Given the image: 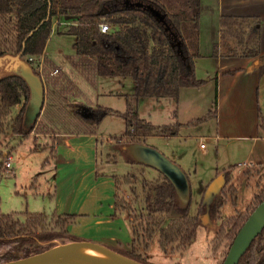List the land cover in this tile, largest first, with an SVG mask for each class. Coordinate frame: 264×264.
Returning a JSON list of instances; mask_svg holds the SVG:
<instances>
[{"label":"trees","instance_id":"16d2710c","mask_svg":"<svg viewBox=\"0 0 264 264\" xmlns=\"http://www.w3.org/2000/svg\"><path fill=\"white\" fill-rule=\"evenodd\" d=\"M200 13L201 0H0V137L11 133L26 138L37 126L41 115L31 125L26 123V111L32 98L31 88L9 57L22 54L21 60L28 63L41 79V75L25 59L44 55L55 18L66 21L68 26L65 33L75 38L73 49L78 59L73 60L72 64L74 78L93 83L95 78L130 77L135 85L134 95L127 99L126 112L119 113L98 106L92 110L79 108L78 115L87 118L92 114L96 126L108 115H121L127 125V132L124 138H120L121 141L129 139L133 143H142L148 137L177 136L183 124L154 126L140 118L137 106L140 100L147 98L177 101L182 89L200 88L206 84L196 75V60L200 58ZM102 23L110 27L107 34L100 31ZM220 25L221 41L214 50L215 56L221 54L222 57L256 59L262 77L264 55L260 52V19L223 16ZM46 63L51 71L56 68L47 59ZM51 71L45 70L46 85L59 89L65 72L51 76ZM66 77L69 83L64 87L65 91L59 90L64 95V101L67 100L65 92L68 94L76 86L75 80L68 75ZM20 105V112L16 117H11L13 109ZM217 111L216 94L210 112L194 122L215 119ZM261 121L264 130L262 116ZM0 159L3 160L0 162L1 180L6 171L3 152H0ZM235 168L225 172L224 198L236 193L235 186L231 185ZM126 183L131 185L135 201L144 206L140 208L139 205V210L121 199L119 194L116 196L117 210L126 212L132 225V250L108 247L140 263L151 264L140 255L139 248L148 251L153 237L160 233L159 245L163 252L187 251L201 226L199 218L204 211V195L198 213L193 216L190 214L191 205L185 210L179 208L175 188L163 174L154 181L143 180L140 187L136 185V175L128 174ZM263 201L264 190L254 196L244 213L228 218L221 216L223 203L216 201L213 204L212 216L222 221L216 243L212 246L213 256L217 255L227 233L231 231L232 240H235L249 216ZM22 215L25 216L24 221L16 213L4 214L0 211V252L6 250L0 254V264L43 252L25 249L20 255L16 249L10 248L16 241L36 245L50 243L46 250L54 247L56 240L80 241L68 230L75 220L73 215H48L46 212H25ZM175 244L177 246L172 247ZM239 264H264V233L254 240Z\"/></svg>","mask_w":264,"mask_h":264},{"label":"rangeland","instance_id":"374dc122","mask_svg":"<svg viewBox=\"0 0 264 264\" xmlns=\"http://www.w3.org/2000/svg\"><path fill=\"white\" fill-rule=\"evenodd\" d=\"M241 1L243 0H223V2L222 0H213L211 8H216L218 5L220 7L221 5L224 7L237 6ZM56 28L57 26H53L44 57L54 64V66L56 65V68H60V72H63V69L59 67L61 66L59 62L62 61L61 58L64 56L74 55L73 45L75 38L66 34L65 28L59 31ZM197 62V77L208 81L204 86L182 89L177 101L168 98L159 100L147 98L140 100L137 106L140 118L154 126L184 125L179 129L177 136L148 137L143 139L142 141L144 142L142 143L160 151L168 159L179 165L187 174L191 183L192 202L190 214L193 216L200 209L205 187L209 186V182L215 175L217 160L214 142L208 139V137L216 133V120L207 119L201 122H194L197 119L204 118L210 112L212 104L216 100L215 74H212L210 71L214 65L209 60L203 61L197 59ZM50 69V66L47 65L46 72L48 70L51 71ZM23 72L30 82H37V76L26 65L23 66ZM46 78L45 84H47ZM93 81L97 82H93L94 84L87 81L82 82L81 79L76 77V86L72 91L73 98L68 97L67 111L69 110V112L77 114L79 107L76 105H80L79 103H81L83 105L89 104L95 108L100 106L112 109L119 113L126 112L127 99L134 95L135 92L132 78H95ZM42 103L41 98H34L30 101L26 113V123L28 125L34 122L40 112ZM17 110L18 107L13 109L11 117L17 115ZM78 122L80 123V120ZM190 122H193V124L188 125ZM83 126L86 127L87 124ZM73 127L82 130V126L80 125H74ZM95 132L96 139L98 140L97 149L99 154L97 168L93 171L89 169L91 167H86L91 163L88 162L90 159L89 149L85 142H81L75 154L78 158L79 168H81L80 164L84 162H86V168L83 166L80 170L75 168L74 173L76 178L71 180L80 192H83V198L85 199H82V202L85 209L90 211L98 210L101 213L106 212L110 214L108 212V205L112 203L114 193L116 192L115 181H120L119 197L132 203L135 208L140 210L144 206L142 203L140 205L138 201H135V197L131 193V185L126 183L128 174L136 175V185L138 187H140L143 180L154 181L162 174L151 167L133 164L128 161L121 146L130 143L132 140H120V138H124L127 132L126 121L121 115H108L99 126H96ZM118 139L119 142L117 141ZM48 142L50 141L48 140ZM48 142L44 138L36 140L32 135L25 138L13 136L9 133L0 137V152L4 153L6 157L5 161L11 156L12 165L9 170L3 173L0 180V211L2 213H16L18 214V218L24 221L25 216L22 214L25 212H46L48 215L55 212L54 207L57 200V191L55 190L57 160L52 158L50 154L51 149L47 147ZM201 144L207 147L206 151L201 148ZM2 161L0 159V162ZM233 177V184L237 191L236 198L234 201L229 198L226 202H223L221 208V216L223 218L244 213L247 207L252 204L254 194H258L264 190L263 185L258 189L259 183L262 182L264 184V169L257 173L254 172L252 176H248L241 168H238L234 172ZM131 182L134 183V180L131 179ZM51 195L53 196L51 197ZM116 219L114 226L107 224L103 232H108L109 234L115 232L124 238L128 237L132 240L133 233L128 214L126 212L121 213ZM168 222L169 219L166 224ZM221 223L220 219H216L214 227L209 228L201 225L195 241L183 253H172L171 250L167 253L163 252L159 245L160 233L155 234L150 242L148 251L138 246L139 253L151 264H223L232 245L233 235L230 234L231 231L226 234L227 238L224 239L220 250L216 256H213L212 246L216 243ZM97 231L98 226L93 221L83 223L80 221V223L72 227L70 234L80 241H90L105 246L116 245L112 242H99L91 237L89 238V236H92ZM67 242V239H62L54 241V244ZM49 244L36 245L16 241L10 248L16 249V252H20V255H22L21 252L25 249L31 252H35L36 250H43L44 252ZM176 246L177 244L172 247ZM131 250L132 247L129 251ZM5 252L6 250L1 251L0 254Z\"/></svg>","mask_w":264,"mask_h":264},{"label":"crops","instance_id":"0c3cea01","mask_svg":"<svg viewBox=\"0 0 264 264\" xmlns=\"http://www.w3.org/2000/svg\"><path fill=\"white\" fill-rule=\"evenodd\" d=\"M211 6H213V0H201V13L199 19V60H209L214 65L210 71L212 74H215L218 98V111L217 117L215 118L217 122L216 133L208 137L210 141L214 142L217 158L215 175L209 183L219 174L228 171L232 167H236L232 176L238 168H241L248 176H252L254 172L257 173L264 169V130L261 127V116L264 119V75L262 77L259 75L256 59L222 57L221 54L216 56L214 54L215 48L219 46L221 41V18L223 16H235L257 17L260 19V52L261 55H264V0H243L237 6L231 5L224 7L221 5L220 7L218 5L216 8H211ZM56 22H59V24L56 25V30L58 29V31L68 26L66 21L61 18H56L53 26H55ZM45 54L46 53H44V55ZM61 59V62L58 61L61 66H57L61 67L63 72H65L71 80H75V72L72 67L73 60L78 59L75 50L74 55L64 56ZM197 66L198 62L196 63V75L198 74ZM65 74L62 75L63 82L59 89H55L51 86L48 87L44 79V107L37 126L31 133L36 140L44 138L47 142L48 140L50 141L47 143V147L51 149L50 154L52 158L57 160V176L55 181L57 200L55 202L54 213L57 215L75 216V220L69 225V232L72 227L80 223V221L81 223L93 221L98 226V231L92 236H89V238L91 237L99 242H112L115 243L116 245L114 246L118 248L129 250L133 239L130 240L128 237L124 238L115 232L113 234L103 232L107 224H112L114 226L117 216L121 213H125L117 210L115 206L117 200L116 196L119 192V185L117 182L115 181L116 192L114 193L113 201L108 205V212H110V214H107L106 212L101 213L98 210H86L82 202V199H85L83 198V192H80L73 181H71L76 178L74 173L75 168L80 170L82 166L84 168L91 167L89 169L94 171L99 162V154L97 149L98 140L96 139L95 132L96 125H94L91 117L93 115H89L87 119L78 115V113L76 114L66 110L68 97H72L73 95L72 90H70L68 94L65 92L67 100L64 101V95L59 91L61 89L65 91L64 87L69 83ZM206 83H208V81H206ZM79 104L80 105L77 104L76 106L79 107L80 110H92L95 108L89 104ZM21 108L22 105L18 106L17 114L20 112ZM79 120L80 123L78 122ZM86 124L87 126L84 127L83 125ZM74 125L82 126V130L74 128ZM81 142H85L88 146L90 155L88 162L91 163L87 166L86 162L81 163V168H79L75 151ZM203 150L206 151L207 147L203 148ZM244 162H249L252 166L249 168L240 167L239 164ZM231 185H234L233 181ZM262 185L264 187L262 182L259 183L258 189H260ZM207 187L208 185L205 189ZM256 194H254V196ZM52 196L53 195H51V197ZM229 198L234 201L236 193L234 195L228 194L226 198H224L223 195L222 203L226 202Z\"/></svg>","mask_w":264,"mask_h":264},{"label":"water","instance_id":"95a60500","mask_svg":"<svg viewBox=\"0 0 264 264\" xmlns=\"http://www.w3.org/2000/svg\"><path fill=\"white\" fill-rule=\"evenodd\" d=\"M22 54L18 57H9L11 63L15 64V69L20 70L30 85L32 99L41 98L43 103L39 114L41 115L45 98V86L43 81L37 76V82H30L23 72V66L30 68L28 63L21 60ZM27 113V111H26ZM27 120V114H26ZM34 120V121H35ZM128 161L133 164L144 165L160 171L173 184L176 191V203L179 208L188 209L192 201L191 183L184 170L168 159L157 149L145 143H127L121 146ZM226 173L219 174L208 186L202 207L203 213L200 215V225L204 227H214L216 219L212 216V206L217 201L222 203L223 192L226 187ZM264 233V201L253 211L248 220L237 234L229 253L223 264H239L243 256L251 248L254 240ZM2 264H143L125 255H122L108 246L90 241H72L58 243L48 250L31 255L19 260L9 261Z\"/></svg>","mask_w":264,"mask_h":264},{"label":"built area","instance_id":"2783aa9c","mask_svg":"<svg viewBox=\"0 0 264 264\" xmlns=\"http://www.w3.org/2000/svg\"><path fill=\"white\" fill-rule=\"evenodd\" d=\"M59 24V22L55 23V26ZM101 33L107 34L110 31V27L107 23H102L99 26ZM27 60L33 65V67L37 70V72L41 75L42 81H44L46 75H45V70L47 69V63H46V58L43 56L40 57H35V56H30L27 58ZM60 73V68H56L51 71L50 75L51 76H57ZM44 83V82H43ZM201 148H205L204 144H201ZM240 167L244 168H249L251 167V163L249 162H244L239 164ZM12 167L11 165V156L7 158V160L4 162V168L5 170H9Z\"/></svg>","mask_w":264,"mask_h":264}]
</instances>
